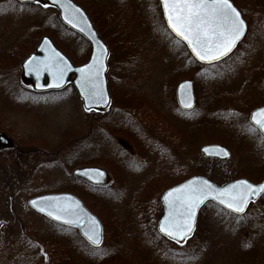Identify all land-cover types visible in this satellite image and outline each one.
I'll return each instance as SVG.
<instances>
[{
	"label": "rangeland",
	"instance_id": "374dc122",
	"mask_svg": "<svg viewBox=\"0 0 264 264\" xmlns=\"http://www.w3.org/2000/svg\"><path fill=\"white\" fill-rule=\"evenodd\" d=\"M78 1L111 51L113 104L97 121L70 86L35 94L20 83L21 61L41 33L51 31L76 64L86 59L88 44L62 28L53 12L0 0V131L24 152L16 159L14 149L0 151V264H45L36 240L57 264H264V194L243 216L207 204L184 247L155 232L164 188L194 174L218 184L264 177V139L248 122L249 112L264 104V0H234L248 31L227 59L210 67L176 42L157 0ZM187 78L196 106L180 113L175 86ZM128 119L143 133L139 150V141L125 133ZM210 143L226 147L230 158H205L200 147ZM89 165L107 170L106 184L86 190L76 182L71 171ZM118 176L129 186L113 187ZM72 189L85 194L105 223L102 256L75 229L55 225L27 204L32 195L75 194Z\"/></svg>",
	"mask_w": 264,
	"mask_h": 264
},
{
	"label": "snow or ice",
	"instance_id": "6c2138e0",
	"mask_svg": "<svg viewBox=\"0 0 264 264\" xmlns=\"http://www.w3.org/2000/svg\"><path fill=\"white\" fill-rule=\"evenodd\" d=\"M39 2L40 0H37V3ZM52 3L64 9V20L68 24L74 27L79 26L75 15L79 13V9L71 5V0H67V3H61V0H52ZM161 3L168 27L179 38L176 42H186L195 58L200 62L212 65L220 61L232 51L245 34V23L230 0H161ZM79 30L83 32L84 28L80 27ZM32 64L36 66L30 67V71H35L37 75L41 71L52 73L57 87L62 84L65 72L70 69V65L62 58L38 61L33 57L29 61V65ZM102 70L103 63L97 58H94L93 63L78 69L82 74L80 87L86 94V99L107 103L100 81ZM185 106L190 107L191 105ZM251 120L254 127L249 130L259 129L264 134V109H258L253 113ZM205 151L208 150L205 149ZM223 154L227 155V152H223ZM90 172L99 173V170H85L84 175L87 176ZM261 194H264V183L253 185L248 181H237L219 189L207 180L196 178L170 190L164 197L169 203L170 212L169 216L160 223V232L180 243L191 234L195 210L206 200L210 198L217 200L228 209L242 213L249 201ZM170 197L172 199H169ZM32 203L35 205L36 201H32ZM40 211L43 212L45 209L40 208ZM47 214L58 221L63 220L64 223L78 222V220L65 219L67 215L76 213L69 208L62 207L59 203ZM96 223L93 219L91 235L87 233L85 235L93 246V255H101L105 253L99 248L101 239L96 230Z\"/></svg>",
	"mask_w": 264,
	"mask_h": 264
},
{
	"label": "water",
	"instance_id": "95a60500",
	"mask_svg": "<svg viewBox=\"0 0 264 264\" xmlns=\"http://www.w3.org/2000/svg\"><path fill=\"white\" fill-rule=\"evenodd\" d=\"M17 1L20 2V3H23V4H26V3H37V0H17ZM159 1L161 3V0H159ZM61 3H67V0H61ZM37 4L42 5V6L47 4L49 7L56 8L58 10V17H59L60 21L64 25L68 26L71 30L79 33L81 36H83L86 39V41L90 45V53H89L87 61L84 64L78 65V66H74L70 62V60L61 51H59L55 47V45L53 44L52 40L48 36L45 35V36H43L40 39L35 51L32 52L31 54H29L24 59V61L21 63L20 80H21L22 84L25 85V86L30 87L35 92H45V91H50V90H60V89L64 88L67 84H71L73 86V88L75 89L76 94H77L78 98L80 99L82 107H83L84 110L90 111V110H104V109H106L108 107L109 103H110V97H109V94H108V84H107V78H106V71H107L106 59H107L109 51H108L107 45L98 36L97 31L93 27V24L91 23V21L88 18L87 14L79 7V5H77L76 3H74L71 0V5H73L76 9H79V13L75 14L76 15V22H77V24L79 26L78 27H74L73 25L68 24L64 20V9H62L59 6L53 4L52 0H40V2L37 3ZM161 8H162L163 16H164V19H165V22H166V25H167V20H166V17L164 15V9H163L162 3H161ZM237 11L239 12L238 9H237ZM240 17H241V14H240ZM80 27L84 28L83 32H81L79 30ZM167 27H168V25H167ZM246 29H247V25L245 23V33H246ZM169 30L171 31L170 28H169ZM173 34L175 35V33H173ZM244 35L241 37L240 40H242ZM239 42L240 41H238L237 44ZM184 43L187 46L186 42H184ZM237 44H236V46H237ZM187 48L190 51V53L193 55V57L195 58L194 54L191 52V49L188 46H187ZM233 49H232V51H233ZM33 57H35L36 60H38V61H45V60H48L49 58H53V59H56V60L62 58L64 61H66L70 65V69L65 72L63 82H62V84L59 87L56 86L57 82H56L55 77L53 76L52 73H50L48 71H41L39 73V75H37V73L35 71H30V67H35L36 66L35 64L29 65V61ZM94 58L99 59L103 63V70H102V72L100 74V81L102 82V88H103V92H104V99L107 101V103H105L103 101H99L98 102L96 100L86 99V94L82 92L81 87H80L82 74H81V72L78 71V69L84 67L85 65L93 63ZM201 63H204V62H201ZM41 67H43V66L41 65ZM72 75L74 77H72ZM45 80H46V82H45ZM38 85H40V86H38ZM176 100H177L178 105L182 109H191L194 106L195 98H194V94H193V82L192 81L184 80V81H181L177 85V88H176ZM188 104H190L191 106L190 107H186L185 105H188ZM258 109H264V106H261V107H258L256 109H253L250 112L249 121L252 124H253V122L251 120L252 114L255 113ZM13 146H14L13 140L7 134H5L4 132L0 131V149L1 148L2 149H10V148H13ZM205 149H207L208 151L206 152ZM200 151L206 157L217 158V159H227V158L230 157V152L225 147H223L221 145H218V144H208V145L202 146L200 148ZM223 152H227V155H224ZM85 170H99V173L90 172L89 175L86 176V175H84V171ZM73 174L75 176L83 178L86 181H88L89 183L95 184V185L102 184V183H104L106 181V172L103 169H100V168H77V169H75L73 171ZM196 178H202L203 180H207L213 186H215L216 188H219V189H223V188L227 187L228 185L234 184L237 181H248L249 183H251L253 185H258V184L264 183V179L262 181L258 182V183H253V182H251V181H249V180H247L245 178H237V179L228 181L227 183H225L223 185H217V184L213 183L212 181H210L209 179H207L205 176L194 175L193 177H190L189 179L181 182L180 184L175 185V186H171L170 188L165 190L161 194V197H160L161 198L162 207H163V215H162L161 219L158 222L157 230L162 236H164L168 240L173 241L175 243H177L176 240H172L169 237H167L166 235L162 234L160 232V228H159L160 223L162 221H164L165 217L169 216V212H170L169 203L164 199V197L169 193L170 190L176 189L179 186L188 183L189 181L195 180ZM261 195H258L254 199H251L249 201V203L256 201ZM169 199H172V197H170ZM209 200H211L214 203L224 207L227 210L232 211L233 213H236L233 210L228 209L225 205L220 204L217 200H214V199L210 198V199H208L206 201H209ZM32 201H36V204L34 205L32 203ZM57 203H59L62 207L69 208L70 210H72V211H74L76 213L75 215H72V214L67 215L65 217V219H69V220H73V221H77L78 220V222H74L72 224L64 223L63 220L58 221V220L54 219V217L49 216L47 214V212L49 210H53ZM204 203L200 204L199 207H197L196 210H195V217H194V222H193V230H192L191 234L187 237L186 240H182L178 244H184L187 240H189L193 236V232L195 230V225H196L197 215H198L199 209L201 208V206ZM249 203L244 208V211L248 207ZM27 204H28V206L31 209H33L37 213H39L41 215H44V216L50 218L53 221L76 227L78 229L79 234L89 243H90V241L88 240V238H87V236L85 234L87 233V234L91 235L92 226H93V219H94L97 222L96 223V230H97V232L100 235V239L102 240V224H101V222L99 221V219L97 218L96 215H94L91 211H89L84 206V204L82 203V201L78 197H76L75 195H73L71 193L63 192V193H50V194L38 195V196L30 198L27 201ZM40 208H44L45 211H43V212L40 211ZM57 214H60V213L57 212ZM236 214H241V213H236Z\"/></svg>",
	"mask_w": 264,
	"mask_h": 264
},
{
	"label": "bare ground",
	"instance_id": "6f19581e",
	"mask_svg": "<svg viewBox=\"0 0 264 264\" xmlns=\"http://www.w3.org/2000/svg\"><path fill=\"white\" fill-rule=\"evenodd\" d=\"M74 3H76V0H72ZM155 1V0H154ZM230 2L232 3V5L234 6V7H236V5H235V2H234V0H230ZM23 6H25V5H23ZM86 14H87V16H88V18L90 19V14H89V12H88V9H87V7L85 6V5H81V6H79ZM162 14V13H161ZM163 17V16H162ZM241 18L243 19V21L248 25V21H247V19H245V16L242 14V16H241ZM91 20V19H90ZM57 23L58 24H61L62 22L60 21V20H58L57 21ZM52 30H53V28H52ZM45 35L46 36H49L50 38H51V36H50V34H47V33H45ZM56 40H57V44L56 43H54V45L59 49L60 47H61V45L59 44V41H58V39L56 38ZM240 42H241V40H240ZM239 42V43H240ZM238 43V44H239ZM109 51V53H108V56H107V59H106V64H107V71H106V74H108L109 73V56H110V53H111V51H110V49L108 50ZM90 52V51H89ZM89 55V54H88ZM229 55V54H228ZM227 55V56H228ZM184 80H189V81H191L192 79L191 78H187V79H183V80H181V81H184ZM108 94H109V97H110V103H109V105H108V107L106 108V109H104V110H92V112H95V113H97V114H106L107 113V111H109L110 110V108H112V104H113V94H112V91H111V89H108ZM77 98H78V96L77 95H75ZM79 99V98H78ZM79 101H80V99H79ZM80 103H81V101H80ZM81 107H82V104H81ZM129 112H127V114H128ZM128 132H125L126 133V135L128 136V137H130V139H136L137 141H139V142H136L134 145H135V147H136V149H138L137 148V146H138V143H141L142 144V141H143V139H142V137H143V133H142V131H141V129H139L140 130V132H137V131H135V129H134V126H138L139 125V123H135V124H132V122H131V120L130 119H128ZM134 121H135V119H134ZM134 125V126H133ZM118 126L119 125H116V128L114 129V130H118V129H120V128H118ZM249 126L251 127V128H253L254 127V125L252 124V123H250L249 124ZM258 130V129H257ZM257 130L256 131H254L255 133L257 132ZM141 134V135H140ZM10 137V136H9ZM12 140H14L12 137H10ZM129 138H128V140H130ZM202 147V146H201ZM200 147V148H201ZM142 148H143V146H142ZM147 149V148H146ZM139 150V149H138ZM204 156V155H203ZM205 158H209V159H215V160H219V161H224V160H226V159H217V158H211V157H206V156H204ZM230 158V157H229ZM119 159H121V158H119ZM263 160V159H262ZM51 160H50V158L49 159H47V160H45V162L43 163V164H46V163H48V162H50ZM118 167V166H117ZM77 168H100V169H103L105 172H106V176L108 175V172H107V170L105 169V168H103V167H100V166H95V165H89V166H82V167H76V168H74L72 171H71V175L75 178V180H76V182L77 183H79L81 186H83L86 190H89L90 189V186H89V184H87L85 181H84V179L83 178H80V177H77V176H75L74 174H73V171L75 170V169H77ZM118 177H120V176H118ZM190 177H193V175H191V176H189V177H187L186 178V180L187 179H189ZM116 178V177H115ZM207 179H209L210 181H212L213 183H215V184H217V185H223V184H225V183H227L228 181H226V182H224V183H222V184H218V183H216V182H214L210 177H206ZM243 178H245V179H248V180H250L249 178H247V177H243ZM262 179H264V177L262 178ZM183 181H185V180H181V181H179V182H177V183H175L174 184V186L175 185H178V184H180L181 182H183ZM252 181V180H251ZM128 181L127 180H125V178H116L115 179V182H114V185H113V187L115 186V184L116 183H120L121 184V189H123V188H125V187H127V186H129L128 185V183H127ZM152 186H154V185H152ZM156 186V185H155ZM113 187H111V188H113ZM160 187H164V185H162V186H157V188H160ZM155 188V187H154ZM168 188H170V186H168V187H166V188H164L163 190H162V193L165 191V190H167ZM91 190V189H90ZM50 193H60V192H47V193H43V194H50ZM161 193V194H162ZM43 194H38V195H43ZM82 194L83 195H85L83 192H82ZM38 195H32L31 197H29L28 199H27V201L30 199V198H32V197H35V196H38ZM73 195H75L76 197H79L77 194H73ZM159 201L161 202V198H159ZM207 204H211V205H213V206H215V207H217V208H219L220 210H222V211H224V212H226V213H229V214H231V215H233V216H243L246 212H247V210H248V207L245 209V211L243 212V213H241V214H236V213H233L232 211H230V210H227V209H225L224 207H222V206H220V205H218V204H216V203H214L213 201H211V200H209V201H206L202 206H201V208L199 209V212H198V215H197V219H196V225H195V230H194V232H193V235H195L196 234V231H197V223H198V218H199V215H200V213H201V211H202V209L207 205ZM162 215H163V210H162V208H161V212H160V214H159V217H158V219H157V221H156V224H155V232L156 233H159L158 232V230H157V225H158V222H159V220L161 219V217H162ZM116 218H117V216H115ZM110 220H112L113 222H116L117 223V225H118V222L115 220V219H112V218H109ZM104 222L102 223V240H101V243H100V245H99V248L100 249H102L103 250V248H104V242H105V231H104ZM55 225H57V226H60V227H65V228H70V226L71 225H67V224H62V223H57V224H55ZM116 231H119V232H121L122 231V229L119 227V225H118V228H117V230ZM194 237V236H193ZM193 237L191 238V240L193 239ZM190 240V241H191ZM189 241V242H190ZM42 242V241H41ZM169 244H171L172 246H174V247H179V245L180 244H178V243H175V242H173V241H170L169 240V242H168ZM46 246V245H45ZM88 246L91 248V249H93V246L91 245V243H88ZM103 247V248H102ZM47 248V247H46ZM46 248H45V250H46ZM44 250V251H45ZM46 252H48L47 250H46ZM48 254H49V252H48ZM102 256V255H101ZM94 258V259H93ZM99 258H101L100 256H93L92 257V260H95V259H99ZM116 258H118L117 256H116ZM64 259V258H63ZM114 260H115V258H114ZM117 260V259H116ZM107 262V261H106ZM65 263H67V262H65ZM70 263V261L68 262V264Z\"/></svg>",
	"mask_w": 264,
	"mask_h": 264
},
{
	"label": "trees",
	"instance_id": "16d2710c",
	"mask_svg": "<svg viewBox=\"0 0 264 264\" xmlns=\"http://www.w3.org/2000/svg\"><path fill=\"white\" fill-rule=\"evenodd\" d=\"M33 7H37L40 11H43V12H54L55 13V15H57L56 14V11L55 10H53V9H50V8H44V7H39V6H33ZM55 19L58 21V19L55 17ZM62 26V25H61ZM63 28H65L64 26H62ZM67 31H69L67 28H65ZM69 32H71V31H69ZM44 33V32H43ZM45 33H47V34H50V36H51V38L53 39V41H54V43H56L57 44V40H56V38H55V36L53 35V33L51 32V31H46ZM60 49L64 52V53H66L67 54V52L62 48V47H60ZM68 55V54H67ZM86 115H88V116H90V118H91V120L92 121H97V120H100L102 117L101 116H103V114H97V113H95V112H88V113H86ZM22 146V145H21ZM13 150V149H12ZM14 150H15V158L17 159V157L20 159H23L22 157H24V152H18L17 153V145L15 146V148H14ZM10 151V150H9ZM21 151V150H20ZM42 154L44 155V156H50L49 154H47L46 152H42ZM51 158V157H50ZM47 159H49V158H47ZM44 163V162H43ZM72 192H75V194H77L82 200H83V202L93 211V207L90 205V203L88 202V199L86 198V196L85 195H83L82 194V192H79V191H75V190H73L72 189ZM36 242L38 243V245H40L41 247H42V250L44 251L45 250V247L46 246H44V244L41 242V241H38V240H36ZM189 243V242H188ZM188 243H186V244H188ZM185 244V245H186ZM185 245H183V246H181V247H184ZM107 258V256L106 257H104V259H103V263H105L106 262V259ZM43 262L45 263V264H57V262L55 261V259H53L52 257H51V255L50 254H48V252H46V250H45V255H44V258H43ZM101 262V263H102Z\"/></svg>",
	"mask_w": 264,
	"mask_h": 264
},
{
	"label": "flooded vegetation",
	"instance_id": "af4514ba",
	"mask_svg": "<svg viewBox=\"0 0 264 264\" xmlns=\"http://www.w3.org/2000/svg\"><path fill=\"white\" fill-rule=\"evenodd\" d=\"M82 5V4H81ZM260 135V134H259ZM260 137H261V135H260ZM133 145V144H132Z\"/></svg>",
	"mask_w": 264,
	"mask_h": 264
}]
</instances>
